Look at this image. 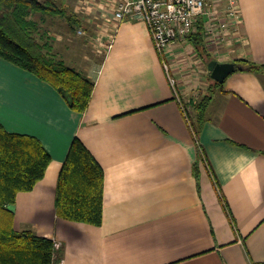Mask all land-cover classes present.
I'll return each instance as SVG.
<instances>
[{
  "label": "crops",
  "instance_id": "obj_1",
  "mask_svg": "<svg viewBox=\"0 0 264 264\" xmlns=\"http://www.w3.org/2000/svg\"><path fill=\"white\" fill-rule=\"evenodd\" d=\"M87 1L100 22L76 16L62 23L99 44L112 14L107 0ZM238 3L237 36L206 38L207 49L228 47L213 56L219 62L264 63V0ZM36 21L71 66L67 51H81L82 43ZM81 61L84 71L71 67L94 88L78 113L54 86L0 57V122L36 136L51 155L44 177L16 195L15 228L60 242L59 264L264 262V74L236 70L215 88L191 43L176 39L160 54L143 21L122 22L97 63ZM204 95L211 100L194 137L184 106ZM75 137L104 170L100 226L56 215L57 179Z\"/></svg>",
  "mask_w": 264,
  "mask_h": 264
},
{
  "label": "trees",
  "instance_id": "obj_2",
  "mask_svg": "<svg viewBox=\"0 0 264 264\" xmlns=\"http://www.w3.org/2000/svg\"><path fill=\"white\" fill-rule=\"evenodd\" d=\"M67 16L55 0H0V57L37 75L54 86L68 106L84 112L89 104L94 80L58 58L49 37L32 13ZM68 20H75L67 16ZM185 39L206 63L214 59L206 46L204 19ZM242 71L264 74V63L250 58L234 60ZM221 88L223 83L214 81ZM210 95L190 100L185 105L194 137L205 122ZM194 163L199 172V154ZM51 155L34 135L8 131L0 122V264H59L61 247L37 235L31 228H15L16 195L30 191L44 177ZM104 170L84 143L75 137L60 169L55 194V211L60 218L100 226L103 221ZM251 264H264L252 262Z\"/></svg>",
  "mask_w": 264,
  "mask_h": 264
},
{
  "label": "built area",
  "instance_id": "obj_3",
  "mask_svg": "<svg viewBox=\"0 0 264 264\" xmlns=\"http://www.w3.org/2000/svg\"><path fill=\"white\" fill-rule=\"evenodd\" d=\"M112 14V29L104 41L99 35L102 52L114 42L115 32L124 21H143L153 40L154 47L162 54L176 39H185L195 30L198 19L205 17V36L212 41L228 42L237 36L240 19L238 0H107ZM109 32V31H108ZM83 34V30H78ZM167 67V66H166ZM174 83V80H171ZM56 248L61 243L55 241Z\"/></svg>",
  "mask_w": 264,
  "mask_h": 264
},
{
  "label": "rangeland",
  "instance_id": "obj_4",
  "mask_svg": "<svg viewBox=\"0 0 264 264\" xmlns=\"http://www.w3.org/2000/svg\"><path fill=\"white\" fill-rule=\"evenodd\" d=\"M55 2H57L61 7L65 8L66 15L72 16V18L75 19V21L79 20V18L76 17V16H79L82 20H87L88 18H91V19L93 18V20H96L95 19L96 17L97 18L96 21L100 22V20L97 17L99 13L95 11V8L87 0H55ZM31 15H32V18L35 20H42V18H44V20H47L46 26H48L49 28L55 29V30H64V33H67L71 39H75L74 42L80 41L82 43L84 48H80L81 51L77 49L78 52L75 51L73 54H72V51L71 52L67 51V53L69 55H72L73 57L72 60H69V59L68 61L66 60L71 66H74L77 69L84 71L85 68L80 66L82 64L81 60H92L93 59V61L97 63L102 58L104 52H102L101 50L104 49V46L98 43L95 44V42L92 41L91 37H85L86 35L84 36V34H79L78 30L81 29V27H79L78 25H76L75 28L73 27L74 29L70 27V24L69 26L67 25L64 26V23H62V20H68L67 16L42 14L40 12H34ZM40 16H43V17H40ZM59 21L61 22L60 26L57 25L59 24ZM94 34L96 35V33ZM100 38L103 39V37H100ZM56 47L57 49L59 48L58 45ZM227 48H228L227 46L224 47L225 50ZM213 50L216 52V49H213V48L211 49V52L214 57H218L223 52L222 49H219V53L214 54ZM201 97L202 96H200L199 98Z\"/></svg>",
  "mask_w": 264,
  "mask_h": 264
},
{
  "label": "water",
  "instance_id": "obj_5",
  "mask_svg": "<svg viewBox=\"0 0 264 264\" xmlns=\"http://www.w3.org/2000/svg\"><path fill=\"white\" fill-rule=\"evenodd\" d=\"M207 69L214 81L223 83L225 78L240 69V66L236 65L234 61L219 62L216 59H212L207 63Z\"/></svg>",
  "mask_w": 264,
  "mask_h": 264
}]
</instances>
